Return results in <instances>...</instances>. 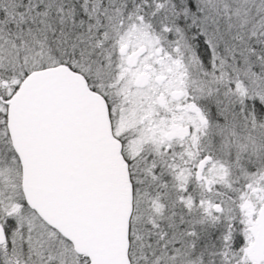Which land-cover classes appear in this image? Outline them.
<instances>
[{
    "label": "snow or ice",
    "instance_id": "1",
    "mask_svg": "<svg viewBox=\"0 0 264 264\" xmlns=\"http://www.w3.org/2000/svg\"><path fill=\"white\" fill-rule=\"evenodd\" d=\"M0 264H264V0H0Z\"/></svg>",
    "mask_w": 264,
    "mask_h": 264
}]
</instances>
